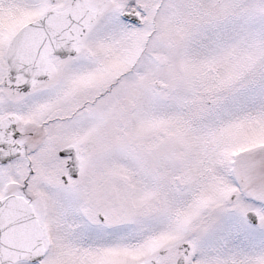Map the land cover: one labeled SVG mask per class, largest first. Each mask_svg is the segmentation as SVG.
Masks as SVG:
<instances>
[{"label": "snow or ice", "instance_id": "obj_1", "mask_svg": "<svg viewBox=\"0 0 264 264\" xmlns=\"http://www.w3.org/2000/svg\"><path fill=\"white\" fill-rule=\"evenodd\" d=\"M0 264H264V0H0Z\"/></svg>", "mask_w": 264, "mask_h": 264}]
</instances>
